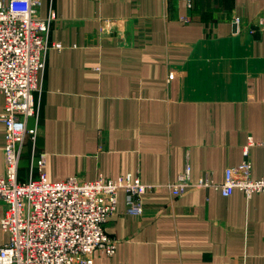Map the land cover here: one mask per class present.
Segmentation results:
<instances>
[{
	"label": "crops",
	"instance_id": "1",
	"mask_svg": "<svg viewBox=\"0 0 264 264\" xmlns=\"http://www.w3.org/2000/svg\"><path fill=\"white\" fill-rule=\"evenodd\" d=\"M39 2L53 20L38 119L27 128L36 125L46 180L131 174L153 187L140 215L118 192L103 226L117 249L96 251L94 264H264V193L169 188L186 169L193 185H220L246 158L252 179L264 176V0ZM4 145L0 119V173ZM31 148L28 138L19 181ZM7 240L0 225V248Z\"/></svg>",
	"mask_w": 264,
	"mask_h": 264
},
{
	"label": "built area",
	"instance_id": "2",
	"mask_svg": "<svg viewBox=\"0 0 264 264\" xmlns=\"http://www.w3.org/2000/svg\"><path fill=\"white\" fill-rule=\"evenodd\" d=\"M39 9V0L0 4V93L4 100L0 119L5 126L0 225L8 236L0 248V264H94L96 251L109 257L116 252L118 241L108 236L103 226L116 212L118 192L126 194L127 213L140 215V197L153 187L131 174L89 182L78 177L57 183L46 180V155H36L33 146L36 125L27 128L29 119H38L39 104L34 97L41 92L50 50L47 38L53 15L42 18ZM233 24L239 32L240 18H234ZM54 48L61 46L55 44ZM28 138L32 142L28 174L19 181V162ZM251 165L246 158L237 167L226 169L220 185L208 179L193 185L186 169L169 188L173 196L197 188H215L223 197L236 189L246 197L262 194L264 176L252 179Z\"/></svg>",
	"mask_w": 264,
	"mask_h": 264
},
{
	"label": "rangeland",
	"instance_id": "3",
	"mask_svg": "<svg viewBox=\"0 0 264 264\" xmlns=\"http://www.w3.org/2000/svg\"><path fill=\"white\" fill-rule=\"evenodd\" d=\"M27 168H24V172L26 171Z\"/></svg>",
	"mask_w": 264,
	"mask_h": 264
}]
</instances>
